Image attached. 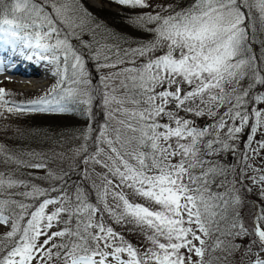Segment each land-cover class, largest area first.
I'll use <instances>...</instances> for the list:
<instances>
[{
    "label": "snow or ice",
    "instance_id": "snow-or-ice-1",
    "mask_svg": "<svg viewBox=\"0 0 264 264\" xmlns=\"http://www.w3.org/2000/svg\"><path fill=\"white\" fill-rule=\"evenodd\" d=\"M115 2L133 8L151 7L147 0ZM47 4L48 0H0V52H10L7 57L0 56V74L15 67L14 62H8L11 56L29 60L35 56L54 66L59 77L51 91L26 102H16L0 87V115L4 111L65 113L72 111L71 105L91 103L86 88L91 80L85 71L84 57L71 43L76 29L83 32L90 17L86 12L81 13L78 6L71 7L68 0H52L54 16L46 11ZM241 4L250 10L256 8L257 18L264 27V0H194L190 7L173 10L167 16L160 12L145 13L133 21L138 26L156 24L154 29H148L154 32V39L133 49L134 55L164 51L142 65L121 70L127 73L128 83L121 81V86L128 90L126 98L134 105L147 106L130 112L124 110L129 121L135 123L120 122L128 131L139 135H122L117 129L113 140L100 133L113 154L108 156L111 164L104 166L119 179L115 188L126 186L159 208L153 210L131 203L122 191L112 190L115 203H104L102 210L90 203L87 194L77 186L74 197L64 192L60 199H44L28 212L27 204L7 198L16 195L9 190L23 182L0 173V226L10 228L0 240V264H33V261L47 264L53 259L57 264H228L229 257L241 248L233 241L245 236H251L252 240L243 246L240 264H264V205H253L251 224L246 225L240 213L243 203L240 188L236 187L239 184L243 188V180L247 178L264 199V168L245 164L243 169L231 173L228 166L208 159L221 151L235 153L237 149L228 141L236 139L247 126L245 147L251 149L253 156H261L264 163V138L256 140V147L252 143L258 131L264 132V94L253 99L260 107L243 111L249 89L254 84L264 85V74L258 70L257 58L252 55L245 23L247 13ZM168 7L162 6V11ZM121 51L124 56L129 54L117 48L113 53L116 60L112 62L105 54L106 63L101 66L114 68L123 62ZM95 52L99 57V50ZM246 77L251 78L249 89L238 90L240 81ZM65 82H70L67 87ZM157 87L163 90L157 92ZM173 101L177 109L196 116L207 114L215 118V123L198 128L191 120L167 112L166 106ZM110 102L123 105L124 100L106 92L104 103ZM226 104L227 110L218 115L217 110ZM162 114L169 117L170 123L157 122L156 118ZM229 121L232 126L221 136ZM173 139L175 143H170ZM249 159L247 152L242 154V162ZM11 160L9 155L6 162ZM95 162L103 163L98 159ZM27 166L46 167L43 163ZM249 168L252 175L248 174ZM229 174L238 178L229 180ZM46 178L63 179L51 172ZM110 186L113 180L104 177L103 191L98 193L100 202H104ZM46 192L32 186V191L19 195L29 198L44 196ZM51 204L60 206L46 214ZM102 211H107L118 223L131 218L136 224L149 227L152 247L140 253L125 243L112 227L106 226L102 215L97 219ZM62 214L67 220H60ZM26 216L29 218L25 221ZM22 221H25L23 226ZM53 222L64 223L65 227L49 234L47 229L53 227ZM41 236L46 239L38 243ZM57 238L61 242L53 243ZM207 239H213L210 246ZM209 249L223 255L206 261ZM125 253L127 259L123 258ZM193 255L199 259L194 261Z\"/></svg>",
    "mask_w": 264,
    "mask_h": 264
},
{
    "label": "rangeland",
    "instance_id": "rangeland-1",
    "mask_svg": "<svg viewBox=\"0 0 264 264\" xmlns=\"http://www.w3.org/2000/svg\"><path fill=\"white\" fill-rule=\"evenodd\" d=\"M82 1L87 6L96 11L111 13L113 16L122 15L120 18L125 22H128L130 18L136 16L134 15L133 17H130L128 14H120L122 12V9H120L121 6L120 4L116 3L115 0ZM161 1L164 0H147L151 7H138L140 8V12L137 11V16L148 11H150L149 13L152 14L161 12L162 7L159 8ZM51 2L52 0H48V4L45 6V8L50 15L54 16L55 14L51 11ZM68 2L71 7L78 6L81 10V13L86 12L88 15V12L85 11V7L79 3V0H75L74 3L73 0H68ZM187 2L192 5L194 0H187ZM241 8L245 13H247L245 23L248 25L250 32V44H252L255 48V52L252 50V55L257 58L256 66L258 70L264 74V27L261 26L257 18L258 10L256 8H252L250 10L244 4H241ZM91 19L92 18L87 20L83 32H81L80 29H76V36L73 37V39H76L81 43L82 49L85 52V55L82 54L83 57H88L89 59L92 58V66H88L85 60L84 62L85 71L91 80V83L86 85V88L87 91L90 92L91 97L93 98L94 96V108H91V103L71 105L70 107L72 108V111L68 112L69 114L67 116L60 117L58 120L54 118H48L47 115L49 112L23 111L8 113L4 111L3 115H0V173L4 174L6 177L12 176L11 178L22 174L30 177V181L29 179L23 180L22 185L27 186L21 187V184H17L15 187L9 190L11 193L19 194L21 192H29L32 191V186H38L41 189H51V192L58 191L59 194L63 193V195L64 192H67L70 197H74V189L71 196L70 192L65 190V187L74 188L79 186L81 190L87 194L88 201L103 210L104 203L114 205L115 202L111 194V191L114 190L116 192L122 191L125 197L131 203H138L147 206L150 209L157 210L159 208L158 205L135 194L132 189L126 186H122L120 188L114 187V185L119 183V179L111 175L109 169L104 166L105 163L111 164V161L108 160V156L113 155L105 137L115 140L117 129H120L122 135H139V133H132L128 131L124 124H121L120 122L125 121L135 123V121H129L127 112L124 110H128L130 112L134 108L139 107L140 109H143L147 105L141 103L137 106L131 103L128 98H126L125 93L128 90L121 86V81L125 80L127 73H122L121 70L142 65L146 63L149 58L162 55L164 50L158 49L155 52L149 53L145 56L134 55L132 50L137 49L138 45L143 44L136 43L137 46L135 48L125 45L120 46V43L115 42L114 39L109 40L108 37H105L101 30H98L97 26L92 24ZM60 27L63 30V26ZM69 31H71V29H69ZM51 42L54 43V40ZM86 45H90V47H86ZM105 46H107V49H111V51H108ZM117 48L121 50H127L129 54L124 56L123 51H121L123 62L118 63L114 68L102 67L101 65L106 63L104 60L105 54L111 57L112 62L116 60V56L113 53ZM95 50H99V57H97ZM30 62L34 63L35 61L30 60ZM43 64L48 68V71H50V79H46L44 84L40 82L39 84L36 83L37 85H34L33 87L23 86L21 85V82L23 81H19V76L15 75L12 76L15 81L0 82V87L6 89V91L10 94V98L16 102H26L43 96L56 86L57 80L59 79V77L55 74L54 66L48 63V65L46 63ZM25 66H29V64L26 63ZM103 77H108V79L103 80ZM33 79L35 78H26L27 81L31 82H33ZM39 81H42V79H39ZM97 81L99 82V85H97ZM69 83L70 82H65L64 87H67ZM125 83H128V81L125 80ZM250 83V77L242 79L237 86L238 90L243 91L245 89H249ZM39 85L43 87L42 90L36 87ZM256 85L257 84H254L251 88L255 87ZM186 87L187 86L185 85V88ZM251 88L249 90H251ZM37 90L41 91L38 92ZM162 90L163 88L161 87L156 88L157 92ZM106 92L110 96H115L117 99L124 100L123 105L116 102H110L109 104L105 105L104 95ZM136 99H139V97H136ZM97 103L99 105L102 104L103 115L101 116V120L97 122L96 126L92 125L90 122V127L85 128L84 125L87 123L88 117H94L93 111L97 112L95 116L100 115L101 113V110L99 112L96 110ZM157 103H159V101H157ZM257 107H260V105H257ZM227 108V104L219 108L217 110L218 115L225 112ZM166 111L172 112L174 115H178L182 118L191 120L198 128L215 123V118L210 117L207 114L196 116L195 114H190L183 110L177 109L174 101L166 106ZM243 111H248L246 103L244 104ZM156 120L161 124L170 123L169 117L164 114H162L160 117H157ZM230 126H232V121L228 122V125L220 132V135L224 136L226 134L227 127ZM94 127H96V132L93 133L92 129H94ZM246 128L247 126L242 129L241 133L237 134L236 139L228 141L237 149L235 153L232 151H221L218 154H222L226 158L229 156H235V154L239 152V149L241 148V141ZM101 132L105 133V137H101ZM85 135H87V139H85ZM56 137L59 139L58 142L54 141ZM207 138L211 137H206V139ZM261 138H264V132L258 131L252 142L253 147H256V140ZM61 141L63 142L61 143ZM91 141L97 143V150L90 153ZM170 143H175V140L173 139L170 141ZM116 147L119 148V144H117ZM98 150L100 151L98 152ZM245 152H247L253 161L256 162V156L252 155L251 149L245 147L243 153ZM121 153L123 154V150H121ZM218 154L210 156L212 157L210 160L218 162ZM9 155L12 157V160L6 162ZM88 157H95V159H87ZM97 159L103 163H96L95 161ZM125 159H129V157L125 156ZM86 160L87 162H85ZM259 161L261 162L262 159L259 158ZM130 162L134 163V161ZM243 162L244 163L242 166L249 164L254 168H261L259 165L251 163V159ZM30 163H43L46 165V167L42 169L28 167L27 165ZM243 168L244 167H242V169ZM70 171L79 173L81 175V180L76 182V179L73 180L68 178L69 183L67 185H62L63 180L66 179L65 177ZM49 172H51L54 176H62L63 179H48L46 177H48ZM251 173H253L252 168H249L248 174L251 175ZM104 177H108L109 179L113 180V186H110V192L107 196H105L104 202H100L98 199V193L103 191ZM31 179H34V182L31 181ZM53 188H55V190H52ZM4 195H6V193ZM35 197L40 199L42 198V196ZM59 206V204L49 205L45 210L46 214H50L51 212L55 211ZM101 215L103 216L104 223L108 222V225L117 231L116 233H118L123 238L124 242L131 244L138 252L143 253L152 247V243L148 238L152 234V230L149 227L138 225L132 221L131 218H128L125 222L118 223L114 217L109 215L107 211H102L99 213L97 215V219H99ZM60 218H63V221L67 220V216L63 214ZM55 224H58L59 226H65L64 223L53 222V228L55 227ZM9 229V227L0 226V237L4 238L3 234ZM64 239H66V237ZM44 240L45 239L39 237L38 243H42ZM58 242H61V238H57L53 241V243ZM161 242L164 241L161 240ZM244 242L245 243L242 244V247L246 244V241ZM248 242H250V240ZM194 243L197 245L199 244L198 241H194ZM123 258L127 259L126 253L123 254ZM192 259L196 261L199 258L193 255ZM33 264L40 263L34 262Z\"/></svg>",
    "mask_w": 264,
    "mask_h": 264
},
{
    "label": "trees",
    "instance_id": "trees-1",
    "mask_svg": "<svg viewBox=\"0 0 264 264\" xmlns=\"http://www.w3.org/2000/svg\"><path fill=\"white\" fill-rule=\"evenodd\" d=\"M79 1H80L79 3H81L85 7V11L88 12V17L92 18L91 19L92 24L94 26H97V29L101 30L103 35L105 37H108L109 40L114 39L115 42L120 43V46L125 45V46L135 48L137 46L136 43L144 44V43H148L154 39V35H155L154 32L148 31V29H154L156 27V24L149 23V24H146L144 26H138L136 23L133 22L135 20V18L137 17V11L140 12V8H138V7L133 8L131 6L120 5L121 6L120 9H122V12L120 14H122V13H123V15L128 14L130 17H133L134 15H136L133 18H130V20L128 22L127 21L125 22L124 20H121V18H120L122 15L113 16V14H111V13L96 11V10L92 9L91 7L87 6L82 0H79ZM162 6H170L167 8V11H163V12L161 11L160 12L161 15L167 16L169 14V12H171L173 10L180 11L181 9H186V8L190 7L191 5L187 2V0H170V1L164 0V1L160 2L159 8ZM149 12L150 11H148L146 13H149ZM144 14L145 13H143L142 15H144ZM142 15H139V16H142ZM248 33H249V38H250L249 29H248ZM71 43L73 44L74 49L78 51V53L85 55V52L82 49V45L78 40L72 38ZM139 46L140 45H138L137 47H139ZM250 46H251L253 52H255V48L253 47V45L250 44ZM84 58H85L84 60L87 63V65L92 66V63H91L92 58H90V59L88 57H84ZM97 85H99L98 81H97ZM94 87H95V83H94ZM263 88H264L263 85L257 84L255 87H253V88H251V90H249V98L246 99V101H247L246 104H247L248 110L251 108H257V104H255L253 102V99H254L255 95L264 94ZM93 99H94V96L92 98L91 108H94ZM96 110L98 112L101 110L100 115L95 116V114H97V112L93 111L94 117H91V116L88 117V121L84 125L85 128L90 127L89 126L90 122L92 123V125L96 126L97 122L99 120H101V116L103 115L102 104L99 105L97 103V109ZM68 114H69L68 112H65V113H48L47 117L48 118H54V119L58 120L60 117L67 116ZM95 128L96 127H94V129H92L93 133L96 132ZM248 135H249V129L247 127L246 130L244 131V134H243V138L241 141V148L239 149V152H237L235 154V156H229L228 158H226V157H224V155L218 154V157H217L218 162L222 165L228 166L231 169V173H234L235 171H238V170L242 169V167L245 166V165L242 166L244 162L241 161V156L243 154L246 141L248 140ZM22 137H23V135H22ZM54 141L58 142L59 141L58 137H56L54 139ZM62 142L63 141H61V143ZM96 146H97V143L91 141L90 153L95 152L97 150ZM13 151H15V150H13ZM211 158L212 157H210L208 159H211ZM222 158H224V159H222ZM259 158L262 159L261 156H256V162L253 161V159L251 158V163L257 164L261 168H264V163L260 162ZM252 174L253 173H251V175ZM10 177H12V176H10ZM80 177H81V175L79 173L70 171V172H68V175L65 177L66 179L63 180L62 185H67L69 183L68 178H71L73 180L76 179V182H78L79 180H81ZM227 178L229 180H232V179L238 178V177H234L233 174H229ZM12 179L17 180V181H21V182H23V180H28V179L30 181V177L26 176L25 174L16 176ZM217 179L218 180L222 179V177H218ZM31 181L34 182V179H31ZM22 184L23 183H21V187H25ZM243 185H244L243 188L239 184L236 185L237 188H240V196H241V199L243 201V203L240 207V213L243 217L244 223L246 225H250L251 224V213H252L253 205L254 204L255 205H264V199H261L258 187L253 185L251 180L244 178ZM245 188H251L252 190L246 191ZM73 189L75 190L76 187H74V188L65 187V190H68L70 192L71 196L73 193ZM46 190H47L46 195L42 196L41 199L37 198V197L25 198L22 195L20 196L18 193H15L16 195L9 196L7 198L15 199L17 201H22L23 203L28 205L27 211L31 212L34 210V206H36L38 203L42 202L44 199H50V198L60 199L61 196L63 195V193L59 194L58 191L51 192V189H46ZM218 190H220V189H218ZM21 193H23V192H21ZM28 218L29 217L26 216L25 221ZM60 220L63 221V218H60ZM25 221L21 222L22 226H23ZM105 223H106V226L111 227L108 225V222H105ZM64 227L65 226H63V225L59 226L58 224H55V227L54 228L52 227L50 230H47V232L49 234L51 232L54 233V232L60 231ZM114 232H117V231L114 230ZM41 238L46 239L45 236H41ZM3 239L4 238L0 237V240H3ZM249 240L250 241L252 240L251 236H245V237H243V239L237 237L233 241V243L241 245V248L239 251L234 252L232 254V256L229 257L228 264H240V256H241V253L243 252L242 244L245 243L244 241H246L245 245H247V242ZM206 242H207V245L210 246L213 243V239H207ZM58 243H60V242H58ZM54 250L55 249H53V251ZM215 255H221L222 256L223 253H221L219 251L217 253H211V250L209 249V252H206V254H205V260L208 261L212 256H215ZM34 262L40 263L39 261H33V263ZM47 264H57V262L55 261V259H53L52 261H48Z\"/></svg>",
    "mask_w": 264,
    "mask_h": 264
},
{
    "label": "bare ground",
    "instance_id": "bare-ground-1",
    "mask_svg": "<svg viewBox=\"0 0 264 264\" xmlns=\"http://www.w3.org/2000/svg\"><path fill=\"white\" fill-rule=\"evenodd\" d=\"M91 2V1H90ZM96 4V3H95ZM99 5V4H98ZM97 6V5H96ZM100 6V5H99ZM10 55V52H0V56H5V57H7V56H9ZM35 59H37L38 60V64H40L41 65V67H43V66H45L43 63H45V62H43V61H40L37 57H35V56H33ZM20 58H22V57H20V56H15V55H13V56H11V60H9L8 62L10 63V62H14V63H16V62H19V60H20ZM13 73H19V71H16V69L15 70H13ZM24 74H27V73H24ZM29 74H32L33 76H37V75H39V76H41L42 75V72H40L39 70L38 71H33L32 73H29ZM21 85H23V86H34V82H31V81H27L26 79H25V81H23V82H21ZM35 85H37V84H35ZM22 86V87H23ZM44 86V85H43ZM38 89H43V87L42 86H40L39 85V87H37ZM46 89V88H45ZM41 90H39V91H41ZM38 91V90H37ZM38 91V92H39Z\"/></svg>",
    "mask_w": 264,
    "mask_h": 264
}]
</instances>
